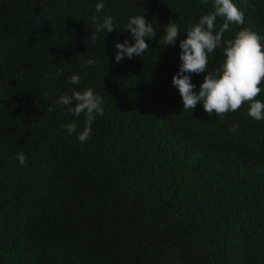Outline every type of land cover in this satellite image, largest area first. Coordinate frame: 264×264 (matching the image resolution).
I'll return each instance as SVG.
<instances>
[{
	"label": "trees",
	"instance_id": "16d2710c",
	"mask_svg": "<svg viewBox=\"0 0 264 264\" xmlns=\"http://www.w3.org/2000/svg\"><path fill=\"white\" fill-rule=\"evenodd\" d=\"M96 2L0 0V264H264V121L247 103L223 115L183 110L171 83L183 29L214 0H104L102 13ZM234 3L244 25L223 39L241 27L264 36V0ZM142 13L157 36L142 57L116 63L113 41L131 43L124 25ZM105 14L117 30L97 34ZM169 21L182 33L163 46ZM88 58L96 63L84 67ZM222 62L217 48L205 74ZM205 74H192L197 88ZM85 88L104 114L80 143L62 126L80 131L84 115L55 101Z\"/></svg>",
	"mask_w": 264,
	"mask_h": 264
},
{
	"label": "clouds",
	"instance_id": "9594fccd",
	"mask_svg": "<svg viewBox=\"0 0 264 264\" xmlns=\"http://www.w3.org/2000/svg\"><path fill=\"white\" fill-rule=\"evenodd\" d=\"M206 3L207 0H204ZM105 8L104 0H97L95 11L102 13ZM223 18L225 23L216 29L217 18ZM96 21L97 17L92 18ZM244 13L236 6L234 0H214V11L203 15L197 22L183 29L185 38L179 41L178 71L171 77V83L178 91L182 100L183 110H193L197 104L209 116L223 115L237 111L243 104H248L247 115L256 120L264 121V101L256 97L264 92V36L251 28L241 27L231 39L224 40L223 34L228 31L230 24L244 25ZM117 30L113 16L105 14L96 23L95 33H105ZM123 30L130 34L129 39L122 43L113 41L116 49L113 59L119 63L122 59L129 60L142 57L148 50L146 42L157 36L153 27L144 14H135L127 19ZM182 30L176 22L169 21L163 26V46H174ZM90 39L95 42L97 36L91 33ZM217 48L222 49L223 62L213 72L206 73L209 54ZM96 61L88 58L84 67L94 65ZM204 73L203 80L197 88L192 83V74ZM81 75L72 74L68 82L73 85L81 83ZM194 89H196L194 91ZM55 103L58 106H70L67 110L73 117H85V126L77 131L78 124H64L63 130L68 135L76 134L80 143L88 141L92 134V124L97 116L104 114V99L92 88L83 90L73 89L71 94L60 95ZM239 123L233 122L230 132H238ZM23 166L26 156L18 153L15 157Z\"/></svg>",
	"mask_w": 264,
	"mask_h": 264
}]
</instances>
